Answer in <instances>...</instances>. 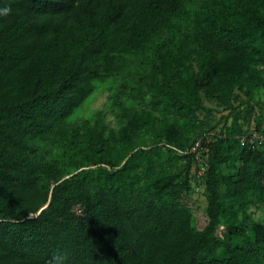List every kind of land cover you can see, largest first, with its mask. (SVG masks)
Masks as SVG:
<instances>
[{"label": "trees", "instance_id": "16d2710c", "mask_svg": "<svg viewBox=\"0 0 264 264\" xmlns=\"http://www.w3.org/2000/svg\"><path fill=\"white\" fill-rule=\"evenodd\" d=\"M263 91L264 0H0V264H264Z\"/></svg>", "mask_w": 264, "mask_h": 264}, {"label": "rangeland", "instance_id": "374dc122", "mask_svg": "<svg viewBox=\"0 0 264 264\" xmlns=\"http://www.w3.org/2000/svg\"><path fill=\"white\" fill-rule=\"evenodd\" d=\"M260 95V94H259ZM261 98V104L263 110H260V108H254L253 111V118L250 121V123H245L243 120H240L241 123L244 125V130L247 132L257 130V119L262 117L264 115V91L260 95ZM119 100L122 102L123 105L127 107H133L140 106L138 100H133L130 98V96L125 95V93H121ZM207 102V101H206ZM208 106L212 108L213 114L211 115V121L215 125V123H219V127L223 124V115H227V111H223L222 109H219L217 105H215L214 102L210 101L207 102ZM242 109V108H241ZM245 109V107H244ZM98 112L102 113V121L105 124V126L117 132L122 126L125 125V122L123 119L119 116V113L116 109V102L113 100V92H110L105 86H101L97 92L93 95L92 99L87 103L84 104V106L76 111V113L70 118V122L73 127L78 126L82 123L83 120L94 117ZM263 114V115H262ZM199 119H204L203 113H200ZM232 119L227 121L226 123L231 124ZM218 127V128H219ZM264 127V126H263ZM245 142L242 141V138L239 139V145L240 147L244 146ZM200 154V153H199ZM200 160H202L201 157H199ZM200 192H190L189 196L191 199L196 201L197 207L195 210V215L197 218V225L199 227H203L205 224V208H206V197L205 194ZM250 214L252 221L255 222H262L264 219V205L262 206H256L252 207L250 209Z\"/></svg>", "mask_w": 264, "mask_h": 264}, {"label": "built area", "instance_id": "2783aa9c", "mask_svg": "<svg viewBox=\"0 0 264 264\" xmlns=\"http://www.w3.org/2000/svg\"><path fill=\"white\" fill-rule=\"evenodd\" d=\"M242 141L245 142L247 145H249L253 149L264 147V130L250 131L246 135L242 136ZM198 144H197V146H198ZM196 149L197 148H195V150ZM205 170H206L205 165H202L200 167L198 176L203 175ZM194 190L196 192H200L201 189L199 187H197V185H195Z\"/></svg>", "mask_w": 264, "mask_h": 264}, {"label": "water", "instance_id": "95a60500", "mask_svg": "<svg viewBox=\"0 0 264 264\" xmlns=\"http://www.w3.org/2000/svg\"><path fill=\"white\" fill-rule=\"evenodd\" d=\"M49 206V203L48 204H46L41 210H40V212L39 213H41L43 210H45L47 207Z\"/></svg>", "mask_w": 264, "mask_h": 264}]
</instances>
